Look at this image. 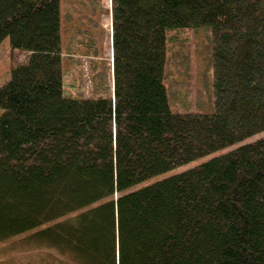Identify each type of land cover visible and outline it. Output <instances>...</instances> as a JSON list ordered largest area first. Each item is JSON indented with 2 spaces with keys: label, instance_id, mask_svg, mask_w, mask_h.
Masks as SVG:
<instances>
[{
  "label": "trees",
  "instance_id": "16d2710c",
  "mask_svg": "<svg viewBox=\"0 0 264 264\" xmlns=\"http://www.w3.org/2000/svg\"><path fill=\"white\" fill-rule=\"evenodd\" d=\"M60 2L0 0V41L24 56L0 85V243L27 234L70 264H264V135L243 142L264 130V0H113L112 92L87 98L63 94ZM198 28L209 99L180 110L168 44Z\"/></svg>",
  "mask_w": 264,
  "mask_h": 264
},
{
  "label": "rangeland",
  "instance_id": "374dc122",
  "mask_svg": "<svg viewBox=\"0 0 264 264\" xmlns=\"http://www.w3.org/2000/svg\"><path fill=\"white\" fill-rule=\"evenodd\" d=\"M69 4V0L60 2V71L63 94L80 98L109 96L112 92V51L107 32L104 35L99 30L98 35L90 37L92 26L86 23L80 11L73 9L78 8L81 1L74 2L72 6ZM209 45L208 33L203 29H186L171 34L166 79L174 107L180 110L192 109L208 103ZM93 49L101 53L93 54ZM23 57V54L12 50L8 37L0 41V85L9 79L13 60H22ZM263 135L264 130L243 142ZM226 150L228 149L200 157L167 174L185 170ZM161 176L154 177L153 180ZM26 236L27 234H21L0 243V264H70L62 261L55 251L27 244Z\"/></svg>",
  "mask_w": 264,
  "mask_h": 264
},
{
  "label": "crops",
  "instance_id": "0c3cea01",
  "mask_svg": "<svg viewBox=\"0 0 264 264\" xmlns=\"http://www.w3.org/2000/svg\"><path fill=\"white\" fill-rule=\"evenodd\" d=\"M78 1H81L82 4L78 6V8H73L75 11H80L82 13V16L85 17L86 23L90 24L92 28L90 27V37H95L98 35L99 30L104 32H107L108 37V43L111 44V36H110V30H109V22L110 17L109 13H107L103 4L101 3V0H69L70 4L69 6H72L75 3H78ZM109 44V45H110ZM93 54H100L97 52H94L92 50ZM96 56V55H95ZM98 57V56H96Z\"/></svg>",
  "mask_w": 264,
  "mask_h": 264
},
{
  "label": "built area",
  "instance_id": "2783aa9c",
  "mask_svg": "<svg viewBox=\"0 0 264 264\" xmlns=\"http://www.w3.org/2000/svg\"><path fill=\"white\" fill-rule=\"evenodd\" d=\"M105 1L109 4L111 0H105Z\"/></svg>",
  "mask_w": 264,
  "mask_h": 264
}]
</instances>
